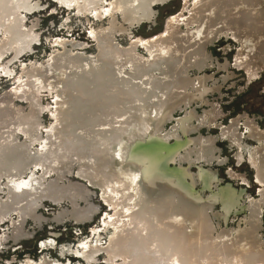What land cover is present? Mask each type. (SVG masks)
Returning a JSON list of instances; mask_svg holds the SVG:
<instances>
[{
  "label": "bare ground",
  "instance_id": "1",
  "mask_svg": "<svg viewBox=\"0 0 264 264\" xmlns=\"http://www.w3.org/2000/svg\"><path fill=\"white\" fill-rule=\"evenodd\" d=\"M53 1L96 23L86 33L93 50L54 37L46 59L22 61L0 93V250L49 222L90 223L99 210L91 186L107 205L102 225L76 250L62 246V256L86 264L101 255L106 264H264V129L246 114L220 125L223 114L207 98L234 76L227 60L211 71L209 46L221 36L235 40L231 64L245 81L264 71V0L184 2L146 38L131 30L156 24L157 8L175 0ZM40 10L39 0H0L5 78L34 53L38 21H26ZM45 113L51 122L41 133ZM218 139L234 148L236 164L249 163L255 197L233 184L246 183L242 175H218L226 163ZM45 200L58 210L52 218L39 211ZM22 264L53 262L43 255Z\"/></svg>",
  "mask_w": 264,
  "mask_h": 264
},
{
  "label": "rangeland",
  "instance_id": "2",
  "mask_svg": "<svg viewBox=\"0 0 264 264\" xmlns=\"http://www.w3.org/2000/svg\"><path fill=\"white\" fill-rule=\"evenodd\" d=\"M39 1L41 10L35 14L28 15L26 22L31 23L35 20L38 21L37 32L40 34V41L35 45L33 54L29 56L27 55L24 58L21 57L20 61L10 65V69L13 72L9 78H5L4 74L0 73V93L11 88V79L17 74L19 69L18 66H20L22 61H27L28 59H32L34 61H43L46 59V55H49L51 51V42L54 37L69 35L73 39H77V41L86 43L87 51L93 50V43L87 37L90 27L96 25V23L93 22L91 18H78L75 16L73 11H65V9L63 10L62 8L60 9V7H57L56 4L51 3L49 0ZM184 2L189 3L191 0H175L165 7L157 8L158 16L156 24L152 25L151 28L149 27V24H146L138 29L134 28L131 30V33L136 37L142 38L155 35L161 30L165 19L169 15L176 13L180 8V5ZM119 39L121 43H127L126 39ZM236 49L237 46L235 44V40H233L232 36L229 37V35L227 38L221 36L215 43L209 46V52L212 56V59L214 58L212 64L213 69L211 68V71L217 67L218 63H224L225 60H227L230 65V73H234V76H232V78L227 80L221 86L219 92H215L213 95H207V98L212 102H216L217 110L223 114L222 120L219 121L220 125L227 126L232 119H236L238 116L246 114L250 119H255L254 122L260 128L264 129V71H261L259 74H257L256 77L251 81L252 83L245 81V72H243V70L238 71L234 65L231 64L232 55ZM10 55L11 54H9L7 57ZM211 71L209 73L213 74ZM222 75L224 74L216 73L214 78L219 79V77ZM43 94L45 97L42 95V101H44V103L51 102V98L46 96L45 93ZM197 112L201 114L202 108L198 107ZM50 122L49 113H45L42 117V127L40 128L41 133H44L45 128L50 125ZM238 126L239 130L243 131L244 126L242 121H239ZM216 131L217 130H213L211 132L214 133L213 135H215ZM216 146L221 150L220 155L226 159V163L223 166L215 168L221 179H223V181L230 180L229 177H227L228 170H232L233 172L242 175V178L247 184L240 181L241 177L238 181H236V183L234 182L233 184L236 187L244 186V189L246 190L245 192H247L248 195L255 197V195H257L256 189L258 188L255 186V182H253V170L251 172V170L247 167V164L249 165V163L244 161L241 163V165L236 164L234 162L236 160L235 150L234 148L230 149L225 141L218 139ZM68 178L74 182L79 180V178L73 174L68 176ZM90 189L94 192L91 202L99 207L98 212L90 223L81 225L71 220L66 221L60 226H55L53 223L49 222L45 224L42 229L32 231V236L25 241L19 242L17 244H8L7 242V244L3 246V249L0 250V264H22V262L28 258L34 262H37V260L43 255H47L48 258L52 260L53 264H56L55 262H58L59 264H86L83 263L82 260L76 258L73 253L64 252L65 255L62 256L61 248L64 245H70V247L75 246L76 250L79 240H92L93 236L91 234V230L93 228L99 229L102 225L101 221L105 212L107 211V205L101 199L98 189H95L91 186ZM52 204V202L45 200L43 202V206L39 210L44 213L47 218H52L53 214L58 212L56 207H54L55 205ZM67 207L68 205H66V208ZM25 227L28 230L33 228L30 223L28 225L26 223L24 228ZM51 233H54L56 237H51ZM48 240H52L54 244L45 251L41 250V243L47 242ZM94 264H106L104 256L101 255L98 259V262Z\"/></svg>",
  "mask_w": 264,
  "mask_h": 264
},
{
  "label": "water",
  "instance_id": "3",
  "mask_svg": "<svg viewBox=\"0 0 264 264\" xmlns=\"http://www.w3.org/2000/svg\"><path fill=\"white\" fill-rule=\"evenodd\" d=\"M51 3L53 4H56L55 2H53V0H49ZM64 10V8H62ZM152 25H150L149 27L151 28ZM135 31V30H134ZM247 167L251 170L252 172V169L249 167V165L247 164ZM255 186H258V184L255 183ZM53 205V204H52Z\"/></svg>",
  "mask_w": 264,
  "mask_h": 264
}]
</instances>
